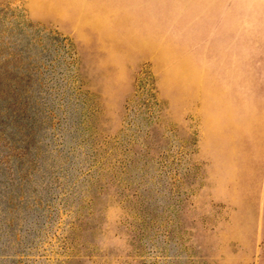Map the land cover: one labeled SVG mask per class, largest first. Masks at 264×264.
I'll return each mask as SVG.
<instances>
[{
	"label": "rangeland",
	"instance_id": "374dc122",
	"mask_svg": "<svg viewBox=\"0 0 264 264\" xmlns=\"http://www.w3.org/2000/svg\"><path fill=\"white\" fill-rule=\"evenodd\" d=\"M55 1L0 0L34 66L29 117L0 109V264H264V0Z\"/></svg>",
	"mask_w": 264,
	"mask_h": 264
},
{
	"label": "trees",
	"instance_id": "16d2710c",
	"mask_svg": "<svg viewBox=\"0 0 264 264\" xmlns=\"http://www.w3.org/2000/svg\"><path fill=\"white\" fill-rule=\"evenodd\" d=\"M48 34H50L48 32ZM55 41H60L56 36L53 37ZM0 46V109L5 110V114L14 120L28 118L26 114L28 105L31 99V85L32 73L34 66L29 62L22 61V67H15L11 62L16 63L21 54L14 56V52L7 53L4 47ZM8 56V57H7ZM2 113V112H0ZM33 133L30 127L23 136V143L29 145V137ZM134 195V194H133ZM132 204L131 210L138 211L140 207L139 201L129 202ZM136 213V212H135Z\"/></svg>",
	"mask_w": 264,
	"mask_h": 264
},
{
	"label": "crops",
	"instance_id": "0c3cea01",
	"mask_svg": "<svg viewBox=\"0 0 264 264\" xmlns=\"http://www.w3.org/2000/svg\"><path fill=\"white\" fill-rule=\"evenodd\" d=\"M71 4L72 2H69V1L57 0L50 5L47 12L51 13L53 17L59 18L64 21H78L79 14L69 11L68 7Z\"/></svg>",
	"mask_w": 264,
	"mask_h": 264
}]
</instances>
